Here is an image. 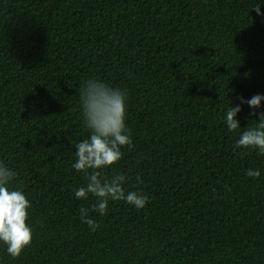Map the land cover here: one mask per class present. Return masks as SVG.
Listing matches in <instances>:
<instances>
[{"label":"trees","instance_id":"1","mask_svg":"<svg viewBox=\"0 0 264 264\" xmlns=\"http://www.w3.org/2000/svg\"><path fill=\"white\" fill-rule=\"evenodd\" d=\"M256 2L0 0V162L33 231L18 258L0 246V264H264V155L235 143L258 117L245 103L241 129L223 119L264 94ZM89 78L127 92L132 145L103 175L147 194L143 208L109 201L101 216L73 195Z\"/></svg>","mask_w":264,"mask_h":264},{"label":"clouds","instance_id":"2","mask_svg":"<svg viewBox=\"0 0 264 264\" xmlns=\"http://www.w3.org/2000/svg\"><path fill=\"white\" fill-rule=\"evenodd\" d=\"M259 0L252 7L257 15H264ZM239 103L230 105L223 117L228 131L241 129L237 114L241 106L247 104L254 114L256 124L239 133L235 141L238 148L255 150L264 155V94L257 93L251 98L240 96ZM81 117L89 135L75 144V161L71 167L86 176V183L73 189L76 199H86L89 195L96 198L91 205L99 215L106 213L109 201H124L133 207L143 208L148 200L147 194L138 190L125 191V177L116 174L111 177L103 175V170L122 157L121 148L131 147L132 137L126 125L127 92L111 86L109 83L94 78L87 79L80 92ZM248 177L260 176L258 168H248ZM17 173L0 162V246L11 258H18L30 246L33 239L32 227L26 223L31 201L26 198L21 188L12 185ZM88 209L81 208V219L95 231L97 222L88 215Z\"/></svg>","mask_w":264,"mask_h":264},{"label":"bare ground","instance_id":"3","mask_svg":"<svg viewBox=\"0 0 264 264\" xmlns=\"http://www.w3.org/2000/svg\"><path fill=\"white\" fill-rule=\"evenodd\" d=\"M226 9V8H225ZM234 20V19H233Z\"/></svg>","mask_w":264,"mask_h":264}]
</instances>
